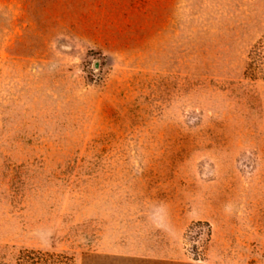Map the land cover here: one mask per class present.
Masks as SVG:
<instances>
[{
	"label": "rangeland",
	"instance_id": "1",
	"mask_svg": "<svg viewBox=\"0 0 264 264\" xmlns=\"http://www.w3.org/2000/svg\"><path fill=\"white\" fill-rule=\"evenodd\" d=\"M0 264H264V0H0Z\"/></svg>",
	"mask_w": 264,
	"mask_h": 264
}]
</instances>
